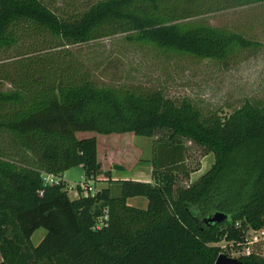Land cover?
Here are the masks:
<instances>
[{
  "label": "trees",
  "instance_id": "16d2710c",
  "mask_svg": "<svg viewBox=\"0 0 264 264\" xmlns=\"http://www.w3.org/2000/svg\"><path fill=\"white\" fill-rule=\"evenodd\" d=\"M50 2L0 0V82L9 86L0 89V133L21 151L14 158L0 148V264H214L215 243L241 246L245 229H262L264 103L245 100L224 118H202L188 99L173 101L160 89L94 83L74 48L122 35L225 65L254 43L183 21L264 0H94L67 13ZM159 129L169 141L152 151L151 181L112 178L111 170L128 169L105 138L119 139L122 151L133 135ZM87 131L95 134L76 136ZM178 138L213 161L175 188L176 173L188 176ZM78 165L91 185L109 186L70 199L60 176ZM43 173L60 181L45 184ZM131 197L145 198V207L128 205ZM215 211L226 219L205 224ZM236 259L264 264L254 251Z\"/></svg>",
  "mask_w": 264,
  "mask_h": 264
},
{
  "label": "rangeland",
  "instance_id": "374dc122",
  "mask_svg": "<svg viewBox=\"0 0 264 264\" xmlns=\"http://www.w3.org/2000/svg\"><path fill=\"white\" fill-rule=\"evenodd\" d=\"M94 0H52L50 5L58 12L79 11ZM185 22L201 23L226 31L239 33L254 44L229 60L225 65L217 60L197 59L189 55L158 49L149 44L126 41L122 35L98 39L94 42L79 45L74 50L91 69V78L98 85L136 87L140 90L160 89L163 94L173 100L188 99L198 109L202 118L209 115L226 117L243 101L264 103V2L235 7L213 13L189 18ZM8 84L0 82V89L8 88ZM93 132H78L83 137ZM98 137V134L96 135ZM103 137L104 135H99ZM114 136V135H107ZM98 137V141L104 139ZM112 155L120 157V163L128 170H114L115 175L136 177L141 181H151L150 164L152 151L157 145L168 143L167 131L159 129L150 137L132 136L131 149L117 150L119 139L110 141ZM128 138V136H127ZM184 147V166L188 172L175 174L174 187L186 186L206 171L213 161L210 152L204 150L186 138H178ZM174 141V140H173ZM124 143V140L122 141ZM0 148L19 158L21 151L10 144L8 137L0 133ZM128 148L124 143L122 149ZM134 149V150H132ZM128 159V160H127ZM123 172V173H122ZM81 167L73 166L65 170L61 176L65 185L77 183L83 178ZM147 180H143V179ZM94 184V183H93ZM66 189V187H65ZM95 190L96 186L94 187ZM68 192L73 197V192ZM114 194V188L112 189ZM128 205L144 208L146 199L131 197ZM245 229L244 242L241 246L221 240L215 245L222 254H234L247 245L249 251L260 253L264 257V227L258 240L252 244L251 236ZM259 230V229H258ZM44 230L39 228L31 235V243L37 244ZM257 237V235H256Z\"/></svg>",
  "mask_w": 264,
  "mask_h": 264
},
{
  "label": "built area",
  "instance_id": "2783aa9c",
  "mask_svg": "<svg viewBox=\"0 0 264 264\" xmlns=\"http://www.w3.org/2000/svg\"><path fill=\"white\" fill-rule=\"evenodd\" d=\"M60 181V178L53 176L51 174H47V173H43L42 175V182L45 184H57ZM72 187H75L79 189V195L80 196H86V195H92L94 193V188L91 185V182L89 180H85L84 178L81 179V181L77 182L75 185H66V189L71 190ZM262 229L259 230H252V229H248L247 230V234H249L251 236V240L250 242H248L249 244H252L254 242H256L258 239V235L262 234ZM257 235V237H256ZM245 244V242H244ZM249 253V247L244 246L241 251H238L236 255L234 254H227L226 256L228 257H232V258H236L238 255H246Z\"/></svg>",
  "mask_w": 264,
  "mask_h": 264
},
{
  "label": "water",
  "instance_id": "95a60500",
  "mask_svg": "<svg viewBox=\"0 0 264 264\" xmlns=\"http://www.w3.org/2000/svg\"><path fill=\"white\" fill-rule=\"evenodd\" d=\"M226 214L220 211H215L210 213L207 217L204 218L205 224L218 223L226 219ZM214 264H241L236 258L228 257L225 254H218L215 258Z\"/></svg>",
  "mask_w": 264,
  "mask_h": 264
},
{
  "label": "crops",
  "instance_id": "0c3cea01",
  "mask_svg": "<svg viewBox=\"0 0 264 264\" xmlns=\"http://www.w3.org/2000/svg\"><path fill=\"white\" fill-rule=\"evenodd\" d=\"M65 172V171H64ZM123 173V172H122ZM63 175V173L61 174V176ZM60 176V177H61ZM111 177L112 178H115V179H118V178H127L126 176H120V175H115L114 174V171L113 170H111ZM62 179V178H61ZM131 179H137L138 180V178H136V177H132ZM143 180H147L146 178L145 179H143ZM69 184H71V185H75L76 183H69ZM68 184V185H69ZM92 185L95 187L96 186V189L98 190V189H101V188H103V187H107V186H109V184L107 183V182H94V184H93V182H92ZM69 192H73L75 195L73 196V197H69V194H68V192H67V195H68V197L70 198V199H74V198H77L78 196H80L79 195V189L78 188H75V187H72V189L71 190H69ZM126 203H127V200H126ZM134 206V205H133ZM36 231V230H35ZM34 233V232H33ZM32 233V234H33ZM42 237V236H41Z\"/></svg>",
  "mask_w": 264,
  "mask_h": 264
}]
</instances>
